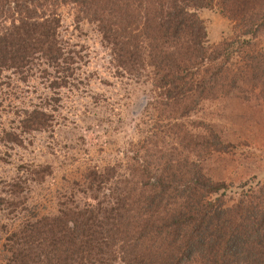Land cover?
<instances>
[{
    "label": "trees",
    "instance_id": "1",
    "mask_svg": "<svg viewBox=\"0 0 264 264\" xmlns=\"http://www.w3.org/2000/svg\"><path fill=\"white\" fill-rule=\"evenodd\" d=\"M63 6L96 26L118 74L150 82L156 108L183 119L231 94L256 92L264 103L256 43L264 0H0V77L38 68L51 91L70 85L76 55L59 33ZM200 9L227 19L231 38L209 45ZM52 121L40 108L22 110L2 140L19 145ZM183 122L170 128L178 138L169 156L152 133L132 156L86 172L75 184L89 195L85 205L71 193L55 214L2 225L0 264H264V178L237 186L210 178L203 162L231 147L210 125ZM50 172L39 166L32 179ZM27 183L11 182L14 211L26 207Z\"/></svg>",
    "mask_w": 264,
    "mask_h": 264
},
{
    "label": "rangeland",
    "instance_id": "2",
    "mask_svg": "<svg viewBox=\"0 0 264 264\" xmlns=\"http://www.w3.org/2000/svg\"><path fill=\"white\" fill-rule=\"evenodd\" d=\"M197 14L209 45L231 38V24L216 9H200ZM58 17L61 40L76 55L70 85L51 91L38 68L29 75L8 71L0 77V242L2 225L10 227L34 213L55 214L57 204L71 193L85 205L89 195L75 184L82 183L86 172L132 156L137 144L152 133L164 148L162 154L169 156L165 152L178 138L170 128L183 121L186 130L192 129L193 122L210 125L231 147L228 153L210 155L203 162L210 178L233 186L264 178V103L258 93L242 99L231 94L179 119L174 110L156 108L150 82L117 73L94 24L77 22L70 6L59 8ZM256 43L264 51V34ZM30 108L51 114V126L22 134L19 145L2 140V130L16 129L17 115ZM177 149L170 152L171 157L177 156L179 144ZM39 166L51 171L41 182L32 179ZM27 178L26 207L14 211L12 201L17 195L11 182Z\"/></svg>",
    "mask_w": 264,
    "mask_h": 264
}]
</instances>
